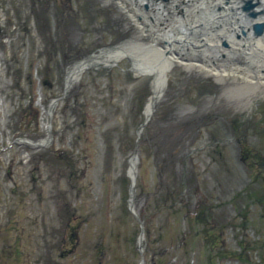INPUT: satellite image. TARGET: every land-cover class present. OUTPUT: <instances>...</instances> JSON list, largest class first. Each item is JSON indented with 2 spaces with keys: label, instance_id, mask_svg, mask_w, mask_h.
Returning <instances> with one entry per match:
<instances>
[{
  "label": "rangeland",
  "instance_id": "374dc122",
  "mask_svg": "<svg viewBox=\"0 0 264 264\" xmlns=\"http://www.w3.org/2000/svg\"><path fill=\"white\" fill-rule=\"evenodd\" d=\"M8 1L14 10L7 11L4 17L17 15L19 29L25 16L32 19V25L24 35L10 31L12 44L5 57L10 59L11 54L23 51L28 61L35 63L32 70L37 68L40 75V84L31 83L29 91L33 112L24 131L31 143L25 152H13L24 159L14 163L17 173L13 180L0 173V226L5 228L10 218L8 233L13 236L12 243L24 251L20 264L34 260L39 264L38 257L49 256L48 242L53 244L74 229L78 244L71 253L59 257L56 252L61 264H138L141 256L143 264H262L264 215L257 197L264 190V165L257 162L258 158H241L238 152L239 146L247 145L251 155L257 152L264 159L261 82L249 83L230 70L216 75L198 66L172 65L166 73V87L146 122L154 126L153 138L142 143L146 124L137 140L138 128L146 120L144 107L151 94V76L135 75L130 58L84 69L71 84L66 81L71 66L103 48L129 40L151 42L148 36L140 37L117 0H76L79 14L66 16L65 22L54 10L31 13L28 0ZM21 60V64L20 58L19 63L4 59L0 62V74H8L0 92L4 97L15 96L12 100L5 98V115L14 113L9 121V115L0 121V139L4 140L22 129L16 123H21V103L28 99V91L15 79L16 71H24L23 61L27 58ZM188 70L205 74L199 79L188 77ZM208 75L236 82L235 93H239L234 97L224 93L220 96ZM171 81L177 89L191 90L189 95H180L175 113L187 110L184 113L210 120L192 134L182 132L175 137L177 143L185 144L187 153L182 154L187 157L186 171L196 175L198 197L213 205L210 219L220 224L227 222L223 233L227 249L238 248L237 229L229 222L239 223L240 214L246 211L248 237L256 238L250 253L252 262L218 258L215 250L219 238L215 245L208 243L204 226L193 218L192 211H186L182 203L158 207L151 196L159 184L161 166L158 130L176 126L167 115ZM135 153L138 160L132 186L128 170ZM6 165V159L0 161V171ZM180 167L178 163L177 169ZM261 176L263 180L258 183L256 179ZM139 219L143 221L141 248ZM18 235L24 238L16 241ZM73 244L68 241L62 249ZM50 249L54 254L55 248ZM13 264H17L16 258Z\"/></svg>",
  "mask_w": 264,
  "mask_h": 264
},
{
  "label": "flooded vegetation",
  "instance_id": "af4514ba",
  "mask_svg": "<svg viewBox=\"0 0 264 264\" xmlns=\"http://www.w3.org/2000/svg\"><path fill=\"white\" fill-rule=\"evenodd\" d=\"M28 1H29V9H30L31 13H36L37 11L52 13V10H54L55 12L61 13V21L62 22H65L66 16H73L74 17L77 14H79V11H78L79 7L77 6L78 4L76 3V0H28ZM86 1H88V0H86ZM163 1L166 4H169L172 2V0H134L133 2H134V6L136 8L138 17L140 19H142L143 21H146L145 22L146 25L149 26L150 23L153 21V19L150 20V18H149V21L147 22V20L143 18V14L148 15L150 13V10L153 9L152 7L157 6L158 2L161 3ZM224 2H225V4H224ZM173 3L175 4L176 7L173 10L170 9L171 13H168L165 16V18H163V16L160 17V19H158L159 21H158L157 25H159L158 27H160L163 32L165 31V33H167V32H169V33L174 32L175 34L179 33V35L176 38L171 37V39H168L171 47L168 48L169 50L167 49L166 52L173 49V47H174L173 44H175L177 47H174L175 49H173V50L176 53H178V55L181 58L193 59V60L195 59V60L201 61V62L209 61L207 63H211L210 61H212V64H215V63L216 64H220V63L229 64V63L236 62V61L242 62V61H245L246 58L248 57V54H250V49L248 48L249 47L248 43L250 42V40L254 41V40H256V37L261 36V34H255L253 31L252 25H253V22H255V19H252L253 15L251 14V13H255L256 16L258 14H262L263 7L260 6L261 0H218V1L217 0H173ZM230 4L232 5V7H230L231 6ZM194 6H195V9L193 8ZM200 7H202V8H200ZM222 8H227V10H226L227 12L226 11L223 12ZM203 9H205V10H203ZM209 9H211V10H209ZM213 9L215 12L213 11ZM190 11H192V12H190ZM219 11H222V12H219ZM205 12H206V14H205ZM220 13L222 16L220 15L219 18H217ZM230 13H231V15H230ZM238 14H239L241 19L239 17H237ZM210 15L212 16V18H214L213 20H212ZM226 15L229 17H227ZM194 18H195V20L193 22H191L192 20H190V19H194ZM238 18L240 21H238ZM202 19L205 21H203ZM222 19H223V21H222ZM179 20H182V23H178ZM189 20H190V22H189L190 24L188 23ZM220 21H221V24H220ZM256 21H258V20H256ZM210 23H212V24H210ZM224 23H226L225 26H224ZM228 24L230 26H228ZM196 25H197V27H196ZM215 25H216V27H215ZM188 26H189V28H188ZM218 27H220V28H218ZM170 28H171V30H170ZM193 28H195V29H193ZM227 28L230 31H228ZM201 29H202V31H201ZM210 29L212 30V33H211ZM213 29L214 30L216 29V30L214 31ZM223 29L225 31H223ZM207 30L209 32H207ZM250 31H251V34H250ZM199 32H201V33H199ZM187 33H188V35H187ZM233 34H234V36H232ZM222 35H224V36H222ZM172 36H174V35H172ZM221 36L224 38H222ZM226 36L227 37L229 36V37L227 38ZM186 37H188V38H186ZM235 37H236V39H235ZM246 37L247 38L250 37V38L247 39ZM253 37L255 39H253ZM245 38H246V40H245ZM210 39H211V41H209ZM161 40H162V42H164V41H166V38L163 36ZM213 40L214 41L216 40L215 41L216 44ZM233 41L240 43V46L239 47L237 46V49L234 48V46L232 44ZM171 43H173V44H171ZM246 49H248V50H246ZM244 53H245V55H244ZM226 54H228V55H226ZM225 56H226V58H225ZM224 58H225V60H224ZM199 59H201V60H199ZM205 60H207V61H205ZM202 74H205V73H200L196 70H188L186 72V76L197 78V79L202 77L203 76ZM208 76H210V75H208ZM210 77L213 78V80L215 81L214 83H216V85H215L216 89H214V91H216V93H219V95H220V93L221 94L224 93V94H229V95L234 97L235 94L239 93V92L235 93L236 88H237L236 82H232L230 79H228V80L222 79V77L216 78L215 76H212V75ZM230 81L234 84H232ZM240 88L241 87H239V89ZM220 89L222 92H219ZM190 91L191 90H189V89L186 90V88H184V87H182V89H177L176 85L173 81H171V83L169 85L168 97H167V101H166L167 115L169 114L168 116L170 118L174 119V121L176 123H204V122H206V120L199 119L198 118L199 115L198 116L195 114L189 115L188 113H184V112H187V110L181 111L178 114L175 113L176 110L174 107L178 104L180 95L186 94V93L188 94ZM224 94H222V95H224ZM224 118H225L226 122L229 123V120L226 117H224ZM32 179L35 180V176H32ZM28 180H29V177H28ZM7 219H8V221L6 223H4L5 228H3L2 225L0 226V264H13L14 258H16V263L20 264V260H21V257H23V255H24V251L18 250L16 245L12 243L13 242V236H12V234L8 233V230L10 229L9 228L10 218H7ZM32 236H35V235L31 234L30 237H32ZM23 238H24V235H18L15 238V240L20 241V239L22 240ZM68 241L69 242L74 241L73 247L62 249V245L66 244ZM54 243L51 244V242H48V244H47V247L49 249H46V251L49 254V256H46L45 254H43L42 256L38 257V260H36V262H38L39 264H61L60 262H58V260L56 258V252L58 253V255L60 257L63 254L71 253L72 250L77 246L78 237H77V233H76L75 229L72 230L69 233V235L66 234V235H64V237L59 236L55 240ZM53 247L55 248L54 254H53V250L50 249ZM30 256L31 255L29 254V257ZM22 263L25 264L24 261H22ZM34 263H35V260L31 264H34Z\"/></svg>",
  "mask_w": 264,
  "mask_h": 264
},
{
  "label": "bare ground",
  "instance_id": "6f19581e",
  "mask_svg": "<svg viewBox=\"0 0 264 264\" xmlns=\"http://www.w3.org/2000/svg\"><path fill=\"white\" fill-rule=\"evenodd\" d=\"M134 0H117V4L119 5V7L126 12V14L133 20L134 24L137 27V31L140 32V37L141 38H145V36H149V38H151V42L150 43H143L141 41H135V40H129L126 41L124 43L115 45V46H111V47H107V48H103L100 52L98 53H94L91 54L89 56H86L84 59H82L81 61H78L77 63H75L73 66H71L69 72H68V76H67V82L69 84H71V82L74 80V78H79L82 71L84 69L90 68V67H98L100 65H111L113 63H115L116 61H118L119 59H121L122 57H128L130 58L131 62H132V67L131 70L134 72L135 75H150L151 76V82H150V87H151V94L148 98V100L145 103V107H144V114L146 116V119H148L149 115L152 112L153 106L155 105V103L157 102V99L161 96L163 88L166 87L165 84L166 83V78L167 75L164 74L166 73V71L176 62V63H183L186 66H198L200 68L206 69L208 71H210L213 74L216 75H225L227 74V72L230 70L231 73H239L240 75H242L243 77H245L247 80V82L249 83H253L254 81L257 82H261V84L264 86V0H261V5L263 7L262 10V14H258L256 16L255 13H251L253 16L252 19H255V22H262V28H261V36L256 37V40L252 41L250 40V42L248 43L249 45V49H250V54H248V57L246 58L245 62H232V63H220V64H212V61H210L211 63H207V62H201V61H197L195 60V62H191L190 59H186V58H181L178 53H176L173 49H175L174 47H177L175 44L171 43L174 45L173 49H171L170 51L166 52V50L168 48L171 47L168 39H171V37L176 38L179 33H165V31L163 32L161 30L160 27H158V19H160V17L163 16V18H165V16L168 13H171V10H173L176 6L173 3V0L171 3L166 4L164 1L157 4V6L152 7L153 9L150 10V13L147 15L143 14V18L147 20V22L153 19V21L150 23L149 26L146 25V21H143L142 19H140L138 17L136 8L134 6ZM218 1V0H217ZM137 2V1H136ZM205 2V1H204ZM238 2V1H237ZM209 4V3H208ZM213 4V3H212ZM217 4V3H216ZM225 4V2H224ZM229 4V3H228ZM231 5V4H230ZM170 7V8H169ZM228 7V6H227ZM232 7V5L230 6ZM195 9V6L193 7ZM202 8V7H200ZM229 8V7H228ZM238 8V7H237ZM171 9V10H170ZM230 9V8H229ZM205 10V9H203ZM211 10V9H209ZM227 8H222V11H226ZM170 11V12H169ZM194 11V10H193ZM214 11V9H213ZM219 11V12H222ZM192 12V11H190ZM199 12V11H198ZM208 12V11H207ZM215 12V11H214ZM227 12V11H226ZM238 12V11H237ZM236 12V13H237ZM141 13V12H140ZM143 13V12H142ZM201 13V12H200ZM199 13V14H200ZM210 13V12H209ZM235 13V12H234ZM206 14V12H205ZM221 15V13L218 15L217 18H219V16ZM231 15V13H230ZM237 15V14H236ZM235 15V16H236ZM211 16V15H210ZM222 16V15H221ZM224 16V15H223ZM227 16V15H226ZM233 16V15H232ZM234 16V17H235ZM6 17V16H5ZM225 17V16H224ZM229 17V16H227ZM239 14H238V16ZM191 18V17H190ZM207 18V17H206ZM212 18V16H211ZM232 18V17H231ZM238 18V21H240ZM214 18H212L213 20ZM228 19V18H227ZM241 19V18H240ZM192 20L191 22H193L195 20L194 19H190ZM190 20L188 21V23L190 22ZM198 20V19H197ZM201 20V19H200ZM203 20V19H202ZM221 20V19H220ZM225 20V19H224ZM235 20V19H234ZM258 20V21H256ZM164 21V20H163ZM205 21V20H203ZM223 21V19H222ZM249 21V20H248ZM178 22V21H177ZM218 22V21H217ZM229 22V21H228ZM227 22V23H228ZM233 22V21H232ZM178 23H182V20H179ZM246 23V22H245ZM254 23V22H253ZM156 24V25H155ZM190 24V23H189ZM200 24V23H199ZM212 24V23H210ZM214 24V23H213ZM221 24V21H220ZM231 24V23H230ZM247 24V23H246ZM202 25V24H201ZM219 25V24H218ZM223 25V24H222ZM226 25V23H224V26ZM254 25V24H253ZM180 26V25H179ZM191 26V25H190ZM228 26H230L228 24ZM237 26V25H236ZM246 26V25H245ZM250 26V25H249ZM197 27V25H196ZM214 27V26H213ZM216 27V25H215ZM214 27V28H215ZM221 27V26H220ZM218 27V28H220ZM239 27V26H238ZM253 27V26H252ZM189 28V26H188ZM201 28V27H200ZM204 28V27H203ZM225 28V27H224ZM251 28V27H250ZM249 28V29H250ZM192 29V28H191ZM195 29V28H193ZM226 29V28H225ZM228 29V28H227ZM245 29V28H244ZM171 30V28H170ZM211 30V29H210ZM214 30V29H213ZM216 30V29H215ZM214 30V31H215ZM220 30V29H219ZM236 30V29H235ZM184 31V30H183ZM202 31V29H201ZM206 31V30H205ZM223 31H225L223 29ZM228 31H230L228 29ZM233 31V30H232ZM231 31V32H232ZM204 32V31H203ZM202 32V33H203ZM207 32H209L207 30ZM153 34L152 36H150L151 34ZM201 33V32H199ZM206 33V32H205ZM212 33V30H211ZM216 33V32H215ZM219 33V32H218ZM226 33V32H225ZM171 34V35H170ZM214 34V33H213ZM229 34V33H228ZM251 34V31H250ZM174 35V36H172ZM188 35V33H187ZM186 35V36H187ZM206 35V34H205ZM210 35V34H209ZM166 38V41L162 42V37ZM184 36V35H183ZM199 36V35H198ZM211 36V35H210ZM224 36V35H222ZM221 36V37H222ZM234 36V34L232 35ZM190 37V36H189ZM200 37V36H199ZM218 37V36H217ZM227 37V36H226ZM225 37V38H226ZM229 37V36H228ZM227 37V38H228ZM181 38V37H180ZM188 38V37H186ZM206 38V37H205ZM224 38V37H222ZM247 38V37H246ZM245 38V40H246ZM250 38V37H248ZM247 38V39H248ZM164 39V38H163ZM185 39V38H184ZM219 39V38H218ZM236 39V37H235ZM234 39V40H235ZM252 39V38H251ZM253 39H255L253 37ZM206 40V39H205ZM231 40V39H230ZM244 40V39H243ZM244 40V41H245ZM172 41V40H171ZM190 41V40H189ZM211 41V39L209 40ZM214 41V40H213ZM216 41V40H215ZM214 41V42H215ZM220 41V40H219ZM228 41V40H227ZM218 42V41H217ZM221 42V41H220ZM161 43V44H160ZM180 43V42H179ZM188 43V42H187ZM186 43V44H187ZM191 43V42H190ZM197 43V42H196ZM209 43V42H208ZM210 44V43H209ZM213 44V43H212ZM216 44V42H215ZM233 46L234 48L237 49V46H240V43L234 42L233 41ZM172 45V46H173ZM182 45V44H181ZM193 45V44H192ZM242 45V44H241ZM160 46V47H159ZM191 46V45H190ZM195 46V45H194ZM204 46V45H203ZM179 47V46H178ZM209 47V46H208ZM187 48V47H186ZM207 48V47H206ZM219 48V47H218ZM211 49V48H210ZM221 49V48H220ZM169 50V49H168ZM191 50V49H190ZM229 50V49H228ZM248 50V49H246ZM202 51V50H201ZM218 52V51H217ZM222 52V51H221ZM226 52V51H225ZM247 52V51H246ZM249 52V51H248ZM188 53V52H187ZM207 53V52H206ZM223 53V52H222ZM205 54V53H204ZM213 54V53H212ZM228 55V54H226ZM245 55V53H244ZM204 56V55H203ZM238 56V55H237ZM247 56V55H246ZM188 57V56H187ZM201 57V56H200ZM208 57V56H207ZM210 58V57H209ZM226 58V56H225ZM224 58V60H225ZM201 60V59H199ZM214 60V59H213ZM231 60V59H230ZM180 61V62H179ZM228 61V60H227ZM233 61V60H232ZM225 62V61H224ZM260 68H263V70H261ZM222 71V72H221ZM169 72V71H167ZM165 78V79H164ZM68 86V85H67ZM70 86V85H69ZM153 113V112H152ZM148 120H145V122H147ZM144 122V123H145ZM138 160V154L135 153L132 158H131V163H130V167H129V174L133 177L134 174L136 173V162ZM136 179V177H135Z\"/></svg>",
  "mask_w": 264,
  "mask_h": 264
},
{
  "label": "trees",
  "instance_id": "16d2710c",
  "mask_svg": "<svg viewBox=\"0 0 264 264\" xmlns=\"http://www.w3.org/2000/svg\"><path fill=\"white\" fill-rule=\"evenodd\" d=\"M163 126L159 131V136L157 139V152L158 157L161 162V166L158 171L159 184L151 192V196L158 207L172 206L174 203H182L186 207V211L193 212V218L200 222L204 227L206 232L205 238L208 243L215 245L217 239L219 238V244L217 243V248L215 254L217 256H235L238 257L243 262H252L249 249L255 247L251 240L240 238L238 243L240 249H227L225 247L222 230L227 223H218L217 220H211L210 216L212 214L213 205L206 203L205 200L198 197V187L195 184L196 175L188 173L186 171V161L187 158L182 152L185 150V144L177 143L175 138L177 134L182 132H194V128L191 130H182L181 128H174L170 126ZM152 123H147L144 132L142 134L141 142L149 143L153 138ZM171 130V131H170ZM170 135V137H169ZM238 151L243 158H258L259 164L264 165V159L257 152L252 153L247 145L239 146ZM185 152V151H184ZM180 163V170H177L176 164ZM256 179L258 183H261L263 178ZM187 190V197L185 191ZM249 195H252L248 191ZM257 201L260 203L262 214L264 215V190L262 194L257 197ZM241 221L239 223H232L233 226H239L240 228H245L248 225V217L246 211L240 214ZM216 229L217 231L211 232V230ZM262 264H264V257L261 259Z\"/></svg>",
  "mask_w": 264,
  "mask_h": 264
},
{
  "label": "water",
  "instance_id": "95a60500",
  "mask_svg": "<svg viewBox=\"0 0 264 264\" xmlns=\"http://www.w3.org/2000/svg\"><path fill=\"white\" fill-rule=\"evenodd\" d=\"M253 29H254V32L255 33H259L261 32V28H262V22H254L253 23ZM164 77H165V74H164ZM165 79V78H164ZM150 117V115H149ZM148 117V118H149ZM147 120V119H146ZM145 121H143V123L140 124V127L144 124ZM142 223V222H141ZM138 240L139 242L142 240V225H141V229H140V233H139V236H138ZM143 263V260L141 259L139 264H142Z\"/></svg>",
  "mask_w": 264,
  "mask_h": 264
}]
</instances>
